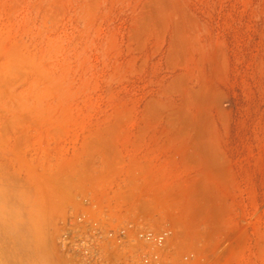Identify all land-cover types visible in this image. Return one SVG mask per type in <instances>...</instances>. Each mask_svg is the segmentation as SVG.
<instances>
[{
    "label": "rangeland",
    "instance_id": "374dc122",
    "mask_svg": "<svg viewBox=\"0 0 264 264\" xmlns=\"http://www.w3.org/2000/svg\"><path fill=\"white\" fill-rule=\"evenodd\" d=\"M89 194L264 264V0H0V264Z\"/></svg>",
    "mask_w": 264,
    "mask_h": 264
},
{
    "label": "built area",
    "instance_id": "2783aa9c",
    "mask_svg": "<svg viewBox=\"0 0 264 264\" xmlns=\"http://www.w3.org/2000/svg\"><path fill=\"white\" fill-rule=\"evenodd\" d=\"M65 218L61 249L82 264H224L227 246L215 248L203 235L183 236L172 226L151 225L108 197L84 196ZM202 234V232H201Z\"/></svg>",
    "mask_w": 264,
    "mask_h": 264
}]
</instances>
